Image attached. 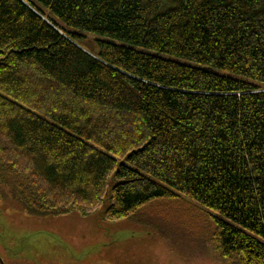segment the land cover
Segmentation results:
<instances>
[{"label":"trees","instance_id":"16d2710c","mask_svg":"<svg viewBox=\"0 0 264 264\" xmlns=\"http://www.w3.org/2000/svg\"><path fill=\"white\" fill-rule=\"evenodd\" d=\"M0 187L109 221L189 197L264 264V0H0Z\"/></svg>","mask_w":264,"mask_h":264},{"label":"rangeland","instance_id":"374dc122","mask_svg":"<svg viewBox=\"0 0 264 264\" xmlns=\"http://www.w3.org/2000/svg\"><path fill=\"white\" fill-rule=\"evenodd\" d=\"M107 205L104 199L85 216L73 210L36 217L0 187V258L4 264H227L210 240L209 211L189 197L153 201L117 221L104 218Z\"/></svg>","mask_w":264,"mask_h":264},{"label":"water","instance_id":"95a60500","mask_svg":"<svg viewBox=\"0 0 264 264\" xmlns=\"http://www.w3.org/2000/svg\"><path fill=\"white\" fill-rule=\"evenodd\" d=\"M0 264H4V262L2 261V259L0 258Z\"/></svg>","mask_w":264,"mask_h":264}]
</instances>
